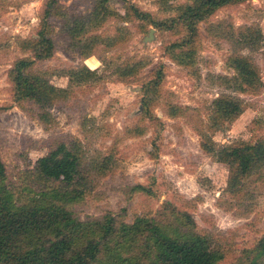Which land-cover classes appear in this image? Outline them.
<instances>
[{
  "label": "rangeland",
  "instance_id": "rangeland-1",
  "mask_svg": "<svg viewBox=\"0 0 264 264\" xmlns=\"http://www.w3.org/2000/svg\"><path fill=\"white\" fill-rule=\"evenodd\" d=\"M94 2L58 0L68 19L87 16ZM128 2L149 13L153 21L176 15L175 11L165 12L158 0ZM189 2L174 0L169 5L175 8ZM46 3L0 0V158L8 182L19 189L23 173L31 171L55 143L76 139L86 166L102 164L104 157H111L112 162L102 174L90 172L87 176L90 190L83 201L72 206L77 218L123 212L129 222L135 216L154 215L171 203L188 211L197 231L211 235L223 249L225 258L220 264L240 262L243 251L264 236V171L263 178L255 175L245 181L240 197L229 196V166L203 151L198 129L209 122L212 101L230 95L242 102L243 112L231 122L207 129L216 147L264 141V41H249V29L264 36V0L221 8L200 23L190 66L176 61L182 51L169 49L182 39V31L123 20L126 10L121 3H109V14L95 32L103 39L102 45L86 60L79 56L82 48L73 47L66 37L64 19H52L55 51L36 70L46 71L51 83L66 92L64 100L48 108L53 120L48 126L38 121L36 106H19L13 101L8 77L16 60L29 57L19 45L35 37ZM150 29L156 30L155 40L144 44ZM114 41L118 42L115 46ZM233 55L250 60L258 71L261 86L255 94L235 93L234 84L224 79L236 75L228 66ZM138 61L144 66L135 76H121L128 64ZM83 65L96 75L70 83L65 73ZM157 73L161 74L155 89L158 95L142 115L143 103L150 97H145L144 87ZM172 107L185 110L173 117ZM136 126L141 134L129 136L130 128ZM135 185L149 188L150 195L131 192Z\"/></svg>",
  "mask_w": 264,
  "mask_h": 264
},
{
  "label": "trees",
  "instance_id": "trees-1",
  "mask_svg": "<svg viewBox=\"0 0 264 264\" xmlns=\"http://www.w3.org/2000/svg\"><path fill=\"white\" fill-rule=\"evenodd\" d=\"M172 1L158 0L165 12L175 11V17L153 21L149 13L130 5L128 0H95L87 16L69 19L58 0H47L35 37L19 45L29 57L16 60L9 70L13 101L19 106L24 103L36 106L38 121L48 126L53 121L48 108L65 99L66 91L54 86L46 71L36 70L37 64L50 60L55 51L52 19H64L66 37L73 47L82 48L79 56L86 60L94 55L97 45H102L103 39L95 32L109 14V3H121L126 10L123 20L148 23L163 31H182V39L171 44L169 49L182 51L176 61L190 66L198 25L219 9L246 0H190L175 8L169 5ZM261 40L264 41V36L260 32L249 29V41ZM115 41L114 46L118 44ZM88 65L96 67L95 63ZM143 66L142 61L128 64L121 76H135ZM228 66L236 75L224 79L234 84L235 93L255 94L258 91L261 86L259 73L250 60L233 55ZM89 67L83 65L67 71L64 76L70 83L85 82L96 75ZM160 75L157 73L156 79L144 87L145 97H150L143 103L142 115H146L150 100L158 95L155 89ZM183 110L172 107L170 116H178ZM242 112L240 100L220 95L212 101L207 115L209 122L198 129L203 151L229 166L227 193L231 197H240L247 179L255 175L263 178L264 141L218 148L207 129L231 122ZM137 132L141 134L138 126L130 128L127 134L136 136ZM104 158L102 164L86 166L81 144L76 139L55 143L36 161L31 171L23 173L19 189L8 182L6 167L0 158V264H220L223 261L225 253L212 236L198 232L191 214L178 210L171 203H165L154 215L135 216L129 222L123 212H107L101 217L84 220L77 218L72 206L83 201L90 190L89 173L102 174L100 172H105L112 163L111 157ZM130 191L151 193L143 185H135ZM237 264H264V236L252 248L243 251Z\"/></svg>",
  "mask_w": 264,
  "mask_h": 264
},
{
  "label": "water",
  "instance_id": "water-1",
  "mask_svg": "<svg viewBox=\"0 0 264 264\" xmlns=\"http://www.w3.org/2000/svg\"><path fill=\"white\" fill-rule=\"evenodd\" d=\"M155 32H156L155 29H150L147 36L144 37L143 43L147 44V43H151L152 41H154L155 40Z\"/></svg>",
  "mask_w": 264,
  "mask_h": 264
}]
</instances>
